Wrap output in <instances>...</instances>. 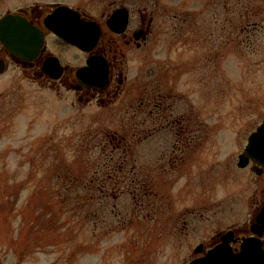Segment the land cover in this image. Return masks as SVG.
<instances>
[{
	"label": "rangeland",
	"instance_id": "rangeland-1",
	"mask_svg": "<svg viewBox=\"0 0 264 264\" xmlns=\"http://www.w3.org/2000/svg\"><path fill=\"white\" fill-rule=\"evenodd\" d=\"M50 1L96 12L105 5L0 0V15ZM130 66L131 78L153 68L176 83L186 109L208 123L204 147L168 178L166 163L152 165L164 162L159 156L175 135L161 130L144 138L138 163L152 180L149 193L139 192L140 203L122 182L125 191L107 195L104 207L97 201L79 207L77 196L86 192L68 179L92 175L121 153V141L133 140L116 131L134 120L122 116L131 95L116 111L81 107L73 92L42 87L9 61L0 74V264L189 263L185 245L198 239L180 246L176 217L184 205H195L196 190L207 198L236 186L210 179L208 188L204 180L212 164L237 157L264 119V0H155L149 53L135 50Z\"/></svg>",
	"mask_w": 264,
	"mask_h": 264
},
{
	"label": "flooded vegetation",
	"instance_id": "flooded-vegetation-1",
	"mask_svg": "<svg viewBox=\"0 0 264 264\" xmlns=\"http://www.w3.org/2000/svg\"><path fill=\"white\" fill-rule=\"evenodd\" d=\"M104 3L103 9L97 12L66 1L9 9L0 15V19L10 13L26 19L38 28L44 40L37 53L21 51L20 55L1 43L0 57L7 66L13 60L26 77L42 87L73 92L74 105L96 104L116 111L112 109L116 103L131 95L122 116L134 120L116 131L131 134L133 140L119 143L121 153L114 160V172L116 181L120 180L118 190L124 192L121 183L132 181L127 191L138 204L139 192L149 193L152 180L150 175L141 172L143 169L138 163L142 160V154L137 151L142 140L161 130L175 135L171 148L163 149L159 156L164 162L157 159L152 165L156 169L166 163L165 176L169 178L204 147L209 132L204 128L208 129V123L200 112L187 110L185 94L177 91L175 82L166 83L153 68L141 73L142 77L139 72L130 77V61L135 50L149 53L153 42L155 0H104ZM59 4L79 12V19L75 15L68 18L79 21L85 34V48L60 37L47 26L46 19ZM114 15L116 20L112 24L110 20ZM245 146L233 160L228 158L226 163L212 164L209 177L204 180L230 179L229 184L236 186L229 188L228 193L227 190L218 193L211 189L213 193L207 198H202L201 191L196 190L195 205H184L176 217L173 238L180 246L186 239H198L195 245H185L188 249L193 248L185 255L186 261L201 259L216 248L230 255L243 252L245 247L257 252L264 250V165L252 158L241 164L240 155ZM211 186L208 182L207 187Z\"/></svg>",
	"mask_w": 264,
	"mask_h": 264
},
{
	"label": "water",
	"instance_id": "water-1",
	"mask_svg": "<svg viewBox=\"0 0 264 264\" xmlns=\"http://www.w3.org/2000/svg\"><path fill=\"white\" fill-rule=\"evenodd\" d=\"M79 13L69 6L60 5L46 23L59 36L79 45H84L85 34L79 21L69 20L68 16ZM116 15L110 20L113 24ZM0 40L12 53L21 54V51L38 52L43 42V36L38 29L27 20L19 19L16 15L8 14L0 19ZM6 70V62L0 58V73ZM241 164L252 158L264 165V121L249 137V143L241 154ZM189 264H264V250L257 252L245 247V250L236 255H230L224 250L216 248L207 256L192 261Z\"/></svg>",
	"mask_w": 264,
	"mask_h": 264
},
{
	"label": "trees",
	"instance_id": "trees-1",
	"mask_svg": "<svg viewBox=\"0 0 264 264\" xmlns=\"http://www.w3.org/2000/svg\"><path fill=\"white\" fill-rule=\"evenodd\" d=\"M126 136V135H125ZM132 137V136H131ZM115 158H108L104 161V163H99V168L95 169L92 175L88 177H81L74 179H68L69 185L72 183L75 184H81L82 188L85 190L86 194L84 195H78L79 197L77 199V205L79 207H82L84 205H88L90 203H94L97 201L101 206L104 205L103 199L106 198V196L114 194L118 191V184L120 185V180L115 179V172L114 169L116 167L115 165ZM77 176V175H76ZM82 179V180H81ZM84 180V181H83ZM124 183H127V181H124ZM122 184V183H121ZM128 186H131L133 183L132 181H129ZM97 212V211H96ZM103 214L105 212H102ZM101 214V213H100ZM94 214H87L86 216H91ZM102 216V215H101ZM102 219V217L100 218Z\"/></svg>",
	"mask_w": 264,
	"mask_h": 264
}]
</instances>
